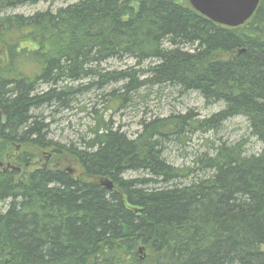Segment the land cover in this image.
<instances>
[{
  "label": "trees",
  "instance_id": "trees-1",
  "mask_svg": "<svg viewBox=\"0 0 264 264\" xmlns=\"http://www.w3.org/2000/svg\"><path fill=\"white\" fill-rule=\"evenodd\" d=\"M47 1L67 0H0V159L10 147L49 150L74 159L86 178L48 165L26 170L27 152L16 157L22 170L0 169V264H264V0L238 28L177 0H78L8 13ZM125 59L149 64L101 71ZM82 81L89 84L71 86ZM117 83L122 95L110 96L119 107L145 86H167L222 109L202 120L141 121L134 139L101 117L81 148L48 139L39 111L69 110L84 92ZM237 117L257 154L246 155L241 141L212 145L193 169L163 158L162 142L217 133Z\"/></svg>",
  "mask_w": 264,
  "mask_h": 264
},
{
  "label": "rangeland",
  "instance_id": "rangeland-1",
  "mask_svg": "<svg viewBox=\"0 0 264 264\" xmlns=\"http://www.w3.org/2000/svg\"><path fill=\"white\" fill-rule=\"evenodd\" d=\"M78 0L41 2L35 6H24L8 12L10 15L30 16L37 12L46 10L56 11L60 7L73 4ZM180 4L188 5L187 0H177ZM136 62L131 59L122 61L111 60L100 66L101 71L117 73L127 70L145 69L149 63L136 67ZM144 77L138 76V81ZM128 82V79L127 81ZM89 81L71 84L72 87L87 86ZM124 83H117L103 87L93 88L76 97L69 110H58L55 107L39 111L49 123L48 139L60 145L70 144L81 148V139L88 140V129L95 126L96 117H101L103 122L112 124L114 130L118 129L129 139H134L141 131L140 122L146 123L155 120L166 119L170 116H183L190 113L193 120H202L218 113L222 109L221 104L206 105L204 100L193 92L179 93L178 89L167 86L143 87L135 93L128 95L129 100L123 107H119L110 96L116 90L115 95H122L119 90ZM83 88V89H84ZM46 87H42L45 90ZM97 113V116L93 114ZM217 133H184L180 137H172L164 144L165 153L163 158L170 165L180 169H193L196 161L204 153L211 152L212 145L236 144L244 142L246 155L257 154L260 151V144L251 137L247 121L242 117H237L227 121L221 126ZM29 153L33 157L32 165L26 170H32L44 165L49 167H59V169L70 170L74 176L85 179V175L74 161L66 156H54L46 162L45 155L36 149L29 147H10L5 155L6 159H0V169L9 166H20L17 164L18 153ZM139 174H126L124 179L138 178ZM4 205H0V212H4Z\"/></svg>",
  "mask_w": 264,
  "mask_h": 264
},
{
  "label": "water",
  "instance_id": "water-1",
  "mask_svg": "<svg viewBox=\"0 0 264 264\" xmlns=\"http://www.w3.org/2000/svg\"><path fill=\"white\" fill-rule=\"evenodd\" d=\"M190 8L207 20L223 27L238 28L255 13L260 0H187ZM11 170H17L7 166ZM110 191V182L102 183Z\"/></svg>",
  "mask_w": 264,
  "mask_h": 264
},
{
  "label": "flooded vegetation",
  "instance_id": "flooded-vegetation-1",
  "mask_svg": "<svg viewBox=\"0 0 264 264\" xmlns=\"http://www.w3.org/2000/svg\"><path fill=\"white\" fill-rule=\"evenodd\" d=\"M49 151V150H48ZM43 154H44V152L45 151H41ZM45 155V160H46V162L48 161V160H50V158L53 156L52 154H51V151H50V153L49 154H44ZM17 159H18V161L20 160L19 159V156L17 157ZM32 165V163H29V164H27L26 166H25V168H28L29 166H31ZM11 167H14V166H11ZM42 167H46V165H44V166H42ZM17 168H19L20 170H22L21 169V167H17ZM55 168H59L57 165H56V167ZM69 174H71V175H73L74 176V173H72V171H70V170H66Z\"/></svg>",
  "mask_w": 264,
  "mask_h": 264
}]
</instances>
